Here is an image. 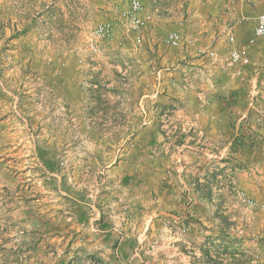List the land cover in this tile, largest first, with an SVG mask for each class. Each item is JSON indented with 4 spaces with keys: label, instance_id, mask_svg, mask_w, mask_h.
Segmentation results:
<instances>
[{
    "label": "rangeland",
    "instance_id": "obj_1",
    "mask_svg": "<svg viewBox=\"0 0 264 264\" xmlns=\"http://www.w3.org/2000/svg\"><path fill=\"white\" fill-rule=\"evenodd\" d=\"M139 2L133 12L131 0H0V264H106L77 259L72 181L49 175L61 161L60 144L74 138L57 135L65 122L61 112L70 118L69 127L76 114L82 126L111 129L107 142L115 151L124 139L125 150L131 136L120 135L128 125L124 102L152 90L151 75L144 71H151L146 62L153 49L191 52L205 69L238 80L224 69L227 52L247 42L255 17L264 12V0H235L233 7L228 0ZM152 7L158 10L154 16L147 12ZM133 15L145 22L143 28L131 27ZM170 31L191 38L193 46H167ZM195 46L215 49L218 60L195 56ZM249 53L263 60L264 38ZM263 73L259 80L264 81ZM250 86L249 81L232 108L226 106V128L258 124L264 129V118L256 121L257 111L247 108ZM256 104L264 113V98ZM247 110L252 121H239ZM181 161L176 159L178 165ZM217 161L205 168L210 176L222 175ZM224 166L221 187L229 197L219 199L213 184L200 210H206L209 225H201L196 215L184 223L192 247H182L180 255L193 257V264H264V203L238 189L230 181L233 170ZM178 167L183 174L184 167Z\"/></svg>",
    "mask_w": 264,
    "mask_h": 264
},
{
    "label": "crops",
    "instance_id": "obj_2",
    "mask_svg": "<svg viewBox=\"0 0 264 264\" xmlns=\"http://www.w3.org/2000/svg\"><path fill=\"white\" fill-rule=\"evenodd\" d=\"M150 10L153 16L158 11ZM150 55L146 64L151 71L144 74L150 73L152 90L124 102L128 125L120 135L131 136L125 150L124 139L115 151L107 142L111 129L82 126L76 114L69 127L70 118L61 112L65 122L57 135L74 138L72 144H60L61 161L49 175L72 181L77 259L98 258L106 264H180L184 259L193 264V257L180 255L182 247H192L180 226L194 215L209 225L206 210H200L213 184L219 199L229 197L221 187L226 164L233 170L229 180L264 203V129L258 124L226 128V106L232 108L241 98L240 91L253 81L252 65L264 66V58L253 56L252 65L244 67L246 80L234 82L206 70L191 52L155 48ZM176 159H182L180 165ZM213 159L222 160L216 163L222 175L205 170ZM178 166L184 167L183 174Z\"/></svg>",
    "mask_w": 264,
    "mask_h": 264
},
{
    "label": "built area",
    "instance_id": "obj_3",
    "mask_svg": "<svg viewBox=\"0 0 264 264\" xmlns=\"http://www.w3.org/2000/svg\"><path fill=\"white\" fill-rule=\"evenodd\" d=\"M235 0H228L231 7L234 5ZM246 1V0H244ZM140 8L139 0H131V11L135 12ZM130 25L133 29L139 30L143 28L145 22L138 18L136 15L131 16ZM264 38V12L259 13L255 17V23L252 29L251 36L244 45L231 48L227 52L226 67L224 69L229 71L232 76L238 77L242 80L245 79L244 67L252 65V61L249 54V47L253 45L256 40ZM227 39L229 42L234 41V35L230 32L227 33ZM164 42L169 47H180L187 50L193 46V41L187 36H183L180 32L170 31L164 37ZM194 55L199 58H205L211 62L218 60V53L213 48H203L201 46H195L193 48ZM264 72V66L253 67V81L248 93V110H256V121H262L264 113L260 110L256 104L258 99L264 98V81L259 80L260 73ZM246 111L240 115L239 121H246L248 119V112ZM242 196L244 193H240ZM189 231V224H183L180 226V233L185 234Z\"/></svg>",
    "mask_w": 264,
    "mask_h": 264
}]
</instances>
